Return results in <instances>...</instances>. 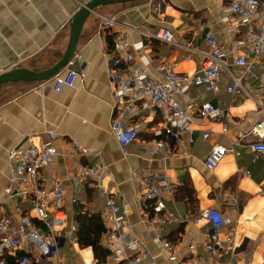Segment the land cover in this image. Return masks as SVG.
Masks as SVG:
<instances>
[{"label": "crops", "instance_id": "obj_1", "mask_svg": "<svg viewBox=\"0 0 264 264\" xmlns=\"http://www.w3.org/2000/svg\"><path fill=\"white\" fill-rule=\"evenodd\" d=\"M88 1L0 0V76L17 68L45 72L54 67L67 51L74 17L81 4ZM261 17L264 19V9ZM234 18L222 0H134L102 6L86 22L68 68L79 73L73 87L56 92L52 80L0 86V206L5 214L30 217L46 231L30 200L12 198L5 190L12 177L9 152L49 142L48 134L53 132V144L61 153L72 142L101 153L94 160L70 159L61 154L42 172L43 185L60 184L65 191L66 222L59 231L57 254L65 264L96 263L93 250L82 249L76 238L80 213L100 214L110 229L98 188L91 182H79L77 177L80 166L98 162L107 171L105 184L126 213L125 231L142 245V264H175L155 243L157 233L163 240L177 244L179 258L187 257L190 246L195 245L202 264H264V155L254 163L252 153L244 149L240 157L226 156L214 170L205 165L215 144L231 147L238 141L245 145L258 141L253 129L264 120V112L254 100L247 101V97L226 90L219 94L193 91L197 98L194 104L209 102L229 111L230 117L214 121L191 110L192 134H182L181 143L171 145L182 153L178 157H157L152 162L146 155L152 130L162 121L160 114H148L141 120L139 138L126 150L112 133L113 118L122 110L116 106L115 88L125 72L124 66L111 72L115 36L128 32L126 38L137 64L147 67L153 78L161 79L162 64L175 65L180 73L194 74L200 56L192 53V60H185V50L150 40L146 33L169 28L179 44L201 50L207 49V39L213 36L225 50L227 61L232 62L242 54L235 45L239 37L230 25ZM110 21L118 27H107ZM127 28L136 30L129 32ZM234 72L242 73L237 69ZM222 77L224 87L233 85L228 74ZM244 84L264 104V91L255 92L257 88L264 89V77L258 69ZM176 99L181 106L189 104L183 95ZM123 120L129 124L133 116H124ZM206 132H211L207 141L203 139ZM147 170L166 177L169 184L163 196L165 210L158 215L153 212L146 219L138 196ZM245 171L250 175L244 176ZM206 210L219 211L237 226L233 235L229 227L216 232L222 249L214 256L205 249L212 233V224L200 216ZM171 215V224L163 226L158 222L160 217L169 219ZM105 240L106 236L104 246Z\"/></svg>", "mask_w": 264, "mask_h": 264}, {"label": "built area", "instance_id": "obj_2", "mask_svg": "<svg viewBox=\"0 0 264 264\" xmlns=\"http://www.w3.org/2000/svg\"><path fill=\"white\" fill-rule=\"evenodd\" d=\"M92 0H89L90 2ZM228 4V12L232 13L234 21L230 22L231 29L239 39L236 47L242 52L232 62L227 61V54L219 42L209 36L207 49L201 50L190 45L179 44L169 28H164L155 33H146L150 40L160 41L173 47L185 50V60H192V53L200 56L198 70L194 74L180 73L175 70V65L162 64L159 67L162 73L161 79L153 78L150 70L145 66H139L136 62L132 46L126 38L128 32L113 36V50L115 56L111 60V72L125 67V72L120 76L115 88L116 106L122 110L113 118L112 133L123 149H127L139 138L140 122L148 114H160V125L152 130L153 138L148 141L147 157L152 162L156 158L166 159L182 156L179 149L172 148V143H181L180 136L191 129V110L203 118L211 120H228L230 113L214 107L209 102L194 104L197 99L193 91L203 90L206 93L219 94L223 90L228 93L244 96L254 102L264 112V104L245 86L246 78L253 75L258 69L264 77V19L261 17L264 9V0H222ZM87 2V3H88ZM87 3H82L80 9ZM227 21V20H226ZM107 26L118 27L114 21ZM129 32L136 30L127 28ZM137 48L140 46H136ZM72 64V62L70 63ZM70 66V65H69ZM57 74L53 79V87L56 92L73 87L79 73L68 69ZM234 69L241 70L238 75ZM226 73L233 81V85L223 86L222 75ZM263 88H257L256 93L263 92ZM183 95L188 99V106H181L177 96ZM193 96V97H192ZM117 109V108H116ZM131 115L133 120L129 124L124 123V116ZM228 124L225 121L224 130ZM253 134L258 141L245 145L238 141L231 147L215 144L205 160L209 170H214L223 159L232 154L240 157L244 149L250 151L253 162L256 163L264 155V120L254 129ZM49 142H40L27 149H14L9 152V164L12 177L5 194L12 198L30 200L37 219L43 223L46 231L35 225L30 217H11L5 214L0 206V264H9L8 258L14 257L18 264H65L63 258L57 257L59 250V231L66 222L64 211L65 191L60 184L52 187L41 183L42 172L60 156L70 159L89 158L98 159L100 152L89 150L77 143H70L66 152H60L53 144L55 134H48ZM211 138V132L203 135L205 141ZM190 141L193 140L190 138ZM107 171L102 162L92 165L80 166L77 177L79 182L93 183L99 191V198L103 202L110 223L109 232L106 235L105 246L111 250L108 262L104 264H142V245L125 231L127 228V216L119 205L112 189L105 184ZM244 176L250 173L243 172ZM141 192L138 203L144 217L151 213L156 215L165 210L163 196L168 189L169 181L166 177L158 175L154 170H147L141 181ZM201 218L212 224V233L209 235L206 251L212 256L216 255L222 245L217 233L224 227L230 228V234L237 231V226L232 220L225 218L219 211L206 210L201 213ZM146 218V219H147ZM161 225H169L173 222V216L169 219L160 217ZM155 243L159 244L170 262L175 264H202L196 254V246L189 248L187 257L179 258L177 244L163 240L160 234L154 236ZM97 264V263H95ZM223 264V263H219Z\"/></svg>", "mask_w": 264, "mask_h": 264}, {"label": "water", "instance_id": "obj_3", "mask_svg": "<svg viewBox=\"0 0 264 264\" xmlns=\"http://www.w3.org/2000/svg\"><path fill=\"white\" fill-rule=\"evenodd\" d=\"M134 0H92L83 7L74 17L71 25L70 41L63 58L50 70L34 72L25 68H17L0 76V86L15 82H46L52 80L57 74L67 69L79 47L84 26L91 15L97 14L102 6L132 2Z\"/></svg>", "mask_w": 264, "mask_h": 264}, {"label": "trees", "instance_id": "obj_4", "mask_svg": "<svg viewBox=\"0 0 264 264\" xmlns=\"http://www.w3.org/2000/svg\"><path fill=\"white\" fill-rule=\"evenodd\" d=\"M112 35L114 36V34ZM77 222L78 228L76 238L79 246L82 249H92L97 264L106 263L112 252L103 245L104 236H106L109 231L105 227L101 215L80 213ZM8 263L16 264L17 262L13 257H9Z\"/></svg>", "mask_w": 264, "mask_h": 264}, {"label": "rangeland", "instance_id": "obj_5", "mask_svg": "<svg viewBox=\"0 0 264 264\" xmlns=\"http://www.w3.org/2000/svg\"><path fill=\"white\" fill-rule=\"evenodd\" d=\"M107 27H113V26H107ZM229 80V79H228ZM230 81V80H229ZM247 101H251L249 100V98L246 99ZM252 102V101H251ZM255 107L258 109V107L255 105Z\"/></svg>", "mask_w": 264, "mask_h": 264}]
</instances>
